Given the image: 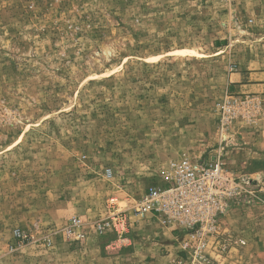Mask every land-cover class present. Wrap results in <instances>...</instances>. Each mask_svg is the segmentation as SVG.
<instances>
[{
	"label": "rangeland",
	"instance_id": "1",
	"mask_svg": "<svg viewBox=\"0 0 264 264\" xmlns=\"http://www.w3.org/2000/svg\"><path fill=\"white\" fill-rule=\"evenodd\" d=\"M245 71H264V0H0V264H175L155 221L95 223L183 157L222 158L260 198L264 149L232 145L264 129V97L233 86ZM232 96L251 117L222 130ZM249 194L225 220L247 244L222 264H264L247 261L264 238Z\"/></svg>",
	"mask_w": 264,
	"mask_h": 264
},
{
	"label": "built area",
	"instance_id": "2",
	"mask_svg": "<svg viewBox=\"0 0 264 264\" xmlns=\"http://www.w3.org/2000/svg\"><path fill=\"white\" fill-rule=\"evenodd\" d=\"M254 102L249 96L226 100L221 108L222 130L239 118L251 117L246 109ZM107 173L111 175V170ZM253 185L252 177L235 172L220 157L208 163L183 157L170 162L165 184L150 186L130 207L113 212L111 219L98 221L95 227L104 232L116 222L125 225L131 212L137 220H153L171 231L180 252L175 264H222L233 249L247 244L225 220L246 193L256 196ZM81 225L82 220L74 217L68 230L84 236L76 230Z\"/></svg>",
	"mask_w": 264,
	"mask_h": 264
},
{
	"label": "crops",
	"instance_id": "3",
	"mask_svg": "<svg viewBox=\"0 0 264 264\" xmlns=\"http://www.w3.org/2000/svg\"><path fill=\"white\" fill-rule=\"evenodd\" d=\"M232 81L234 82L233 86L235 87V92L252 93L260 97H264V71H245L235 73ZM237 132H239V135H236L235 139L232 140V145H256L257 147H261L264 149V129L247 132L240 130ZM235 149L238 151L239 147H236ZM237 151L235 154L231 155L233 156V158H239L240 156H242V153H239ZM251 151L252 153H250V157L254 158L255 150L252 149ZM237 160L238 159H234L233 162H236L237 164ZM259 197L260 198H256L249 195L248 198L250 202H248L254 206L258 204L264 210V203L260 202V199L264 198V188L259 193ZM254 253L248 256L247 261L249 260V262H252L254 258H256L255 260L264 261V238L259 244L258 251ZM252 256H254V258Z\"/></svg>",
	"mask_w": 264,
	"mask_h": 264
}]
</instances>
